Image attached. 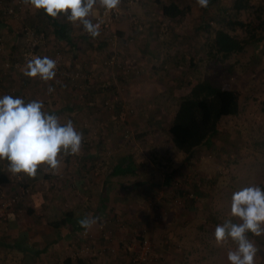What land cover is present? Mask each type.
Returning a JSON list of instances; mask_svg holds the SVG:
<instances>
[{
    "label": "crops",
    "instance_id": "0c3cea01",
    "mask_svg": "<svg viewBox=\"0 0 264 264\" xmlns=\"http://www.w3.org/2000/svg\"><path fill=\"white\" fill-rule=\"evenodd\" d=\"M99 8V4L94 6L88 18L92 19ZM22 14L28 26L29 18L36 20L37 27L45 24L40 22L46 21L41 9L24 5ZM120 14L111 25L117 38L128 33L125 18L128 9ZM60 15L70 31L71 42L54 38L49 27L43 26L49 28L43 32L30 26L42 35L38 48L44 56H49L52 42H59L64 53L65 66L48 82L27 77L22 69L3 67L4 61L15 59L17 49L23 45V36L15 18L2 17L0 96H18L25 102L42 100L44 110L57 115L62 123L71 119L77 131L83 133V139L78 155L62 151L58 154L61 163L57 170L42 164L35 177L12 174L8 171L9 162L0 160V191L10 194L20 183L28 188L18 204L0 211V264H62L63 258L73 257L74 250L83 242L92 244L96 250L94 256L82 255L87 257V264H111L128 253L131 245H136L139 230L152 229V236L154 223L176 221L175 216L182 210L173 206L176 201L172 188L178 183L181 165L187 160L169 141L162 114L151 113V110L163 111V107L143 102L135 106L136 115L128 116L131 107L125 101L127 96L133 97L138 92L137 80H146L145 68L139 76V72L136 75L130 72L119 80L117 75L93 69L100 66L107 52L108 31L100 29V35L93 38L79 21L74 24L63 13ZM115 48L118 51V40ZM71 69L88 74V80L73 79ZM49 85L54 88L51 94L47 91ZM146 91L143 90L144 94ZM165 91L175 97L168 123L180 95L174 89ZM114 92L121 94L118 103L103 105L104 95L110 97ZM122 116L127 118L121 119ZM123 126L138 132L130 135L129 131L127 137L121 135ZM168 192L170 196L166 195ZM85 216L106 219L108 237L100 236L97 223L90 229L81 227L78 220ZM137 223L152 225L139 227ZM81 230L87 231L89 237L82 240L78 234Z\"/></svg>",
    "mask_w": 264,
    "mask_h": 264
},
{
    "label": "rangeland",
    "instance_id": "374dc122",
    "mask_svg": "<svg viewBox=\"0 0 264 264\" xmlns=\"http://www.w3.org/2000/svg\"><path fill=\"white\" fill-rule=\"evenodd\" d=\"M174 1L187 8L183 14L172 19L162 15L155 0H134L120 7V13L128 9L125 17L128 33L117 38L111 28L115 38L108 39L105 53L114 52L118 56V68L102 67L100 63L93 69L117 75L119 80L121 76L128 77L130 72L134 75L139 72V76L145 68L146 80L138 79V92L133 93L131 98L127 96L128 101H125L131 107L128 108V116L136 115L135 106L143 102L156 103L163 107V111L151 110V113L162 114L164 125H167L174 105L172 100L175 99L174 94L166 93L165 89H174L181 95L197 79L207 78L212 85H223L238 91L237 114L222 116L217 134L201 144L186 164L181 165L179 181L172 188V197L181 200V203L173 205L182 209L175 216L176 221L154 223L152 236V229L144 231L153 245L152 264H229L227 252L236 244L229 239L217 246L215 227L229 218L236 222V218L230 215L234 192L251 185L264 188V42L257 46L247 44L242 51L232 53L223 61L209 59L202 46L205 31L198 26L203 21L214 25L213 15L219 8L228 6L231 0H211L205 10L201 9L197 0ZM238 18L253 20L254 14L251 9L245 10ZM123 60H128L127 69L122 67ZM151 64L156 67L151 69ZM24 67L20 65L19 69ZM143 90L147 93L144 94ZM114 93L110 97L104 95L103 105L118 103L121 94ZM126 118L122 116L121 119ZM128 128L123 126L119 131L121 135L125 136L129 131L130 135L138 132ZM166 195L170 196L171 192ZM139 225L151 227L152 223H137ZM248 235L260 249L255 264H264V235Z\"/></svg>",
    "mask_w": 264,
    "mask_h": 264
},
{
    "label": "clouds",
    "instance_id": "9594fccd",
    "mask_svg": "<svg viewBox=\"0 0 264 264\" xmlns=\"http://www.w3.org/2000/svg\"><path fill=\"white\" fill-rule=\"evenodd\" d=\"M26 6L44 9L53 18L63 13L67 20L79 21L84 30L93 38L100 35V23H93L90 16L94 6L99 4L106 10L117 8L121 0H22ZM200 7L206 8L210 0H197ZM57 61L48 56H33L22 69L30 78L48 82L56 76ZM48 93L54 92L49 85ZM42 100L25 102L21 97L0 96V160H7L8 171L12 174L24 173L29 177L37 175L38 167L47 164L57 170L61 161L58 154L78 155L81 151L83 133L77 131L71 119L62 123L55 114L44 110ZM231 218L215 227L214 237L217 246L231 239L236 247L227 252L229 264H255L260 249L249 238L264 235V188L259 185L244 187L232 194ZM99 217L85 216L78 220L81 227L90 229Z\"/></svg>",
    "mask_w": 264,
    "mask_h": 264
},
{
    "label": "trees",
    "instance_id": "16d2710c",
    "mask_svg": "<svg viewBox=\"0 0 264 264\" xmlns=\"http://www.w3.org/2000/svg\"><path fill=\"white\" fill-rule=\"evenodd\" d=\"M155 1L159 4L162 15L171 19L183 14L187 8L174 0ZM207 7H201V9L205 10ZM219 9L213 15L214 25L210 26L203 21L198 26L205 31L202 46L205 49L206 57L223 61L232 53L242 51L247 44L257 46L264 42V0H231L228 6ZM250 9L254 14L253 20L245 21L238 18L241 11ZM41 11L43 17L46 16V21L41 20L40 22L45 23L43 26L50 28L53 37L71 42L70 31L65 26L66 22L63 16L59 14L53 18L47 15L44 9ZM2 17L4 16L0 14V33L4 25ZM40 18H42L41 15ZM35 21L34 18L28 19V23L36 31L41 29L43 32H47L45 29L49 28L37 27ZM235 30H241L243 33L239 34ZM34 79L41 80L37 77ZM238 110L239 96L236 89L223 85H212L207 78L197 79L186 93L179 96V100L176 102L166 126L169 141L177 150L183 152L185 159L188 160L201 144L206 143L217 134L220 118L225 115L237 114ZM86 258L85 256H66L62 260V264H87Z\"/></svg>",
    "mask_w": 264,
    "mask_h": 264
},
{
    "label": "built area",
    "instance_id": "2783aa9c",
    "mask_svg": "<svg viewBox=\"0 0 264 264\" xmlns=\"http://www.w3.org/2000/svg\"><path fill=\"white\" fill-rule=\"evenodd\" d=\"M134 0H121L117 8L113 10H106L102 7L99 8L98 12L92 17L93 23H100L101 29L108 31L110 41L115 38V33L111 30L112 22L120 16V7L127 6ZM24 4L22 0H0V14L3 16H10L15 18L20 24V32L23 36V45L17 49L13 61H4L3 67L17 69L20 65H26L27 60L33 56L43 57V53L38 48V44L42 35L40 33L34 32V30L24 23V16L22 14V9ZM59 42L52 43L50 48L49 58L57 61L56 72L60 71L63 64V52L62 49L57 44ZM128 60H123L122 67L127 69ZM102 67L115 66L118 68V56L112 52L108 55H104L101 59ZM71 77L73 79H85L88 80V74L79 71L72 70ZM39 78V77H37ZM128 135V134H126ZM28 188L20 183L17 189L9 194L5 195L0 191V211H5L6 209L12 208L15 204L20 202L24 195L27 193ZM177 203H181L180 199H175ZM122 225V223L120 224ZM97 229L100 236L107 238L109 234V229L106 228V219H101L97 222ZM80 238L89 237V233L85 230L78 232ZM135 246L131 245V249L128 250L124 256L119 258L116 262L111 264H152L154 262L153 258V245L149 236L145 235L144 231L139 230L137 234V241ZM96 253L95 248L92 244L88 242L81 243L73 252L72 256H82L89 255L94 256Z\"/></svg>",
    "mask_w": 264,
    "mask_h": 264
}]
</instances>
